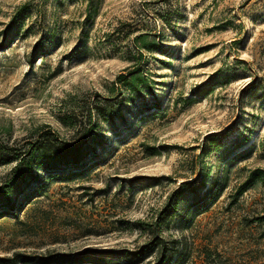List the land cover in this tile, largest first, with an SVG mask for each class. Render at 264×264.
<instances>
[{
	"label": "rangeland",
	"instance_id": "374dc122",
	"mask_svg": "<svg viewBox=\"0 0 264 264\" xmlns=\"http://www.w3.org/2000/svg\"><path fill=\"white\" fill-rule=\"evenodd\" d=\"M138 34L158 46L141 61ZM137 62L147 83L112 87ZM90 104L105 115L92 111L82 166L35 159L0 196V264L15 251L118 259L154 233L168 264H264V0H0V142L27 148L48 127L76 140L60 118Z\"/></svg>",
	"mask_w": 264,
	"mask_h": 264
},
{
	"label": "trees",
	"instance_id": "16d2710c",
	"mask_svg": "<svg viewBox=\"0 0 264 264\" xmlns=\"http://www.w3.org/2000/svg\"><path fill=\"white\" fill-rule=\"evenodd\" d=\"M22 7H19L15 12H18ZM147 38L148 34H138L134 37L133 57L137 61H141L144 50L150 51L158 47L154 41L145 42ZM138 67L137 62L128 74H120L113 82L112 87L121 82L125 87L137 90L140 83L146 84L147 78ZM249 77L251 76L249 75ZM254 81V77L252 76L251 80L241 90L246 91L252 88L255 84ZM105 100L108 101L109 99ZM93 110H95L98 117L104 118L105 111L100 110V107L96 104H90L87 107L86 114L84 116L82 114V118L80 119L70 114H65L60 118L61 123L69 128L78 124L81 130H79L80 137L76 140L70 141L64 139L48 127L40 131L34 141L28 142L27 148L22 147L23 145L7 147V145H3L0 142V165L15 163L11 169L12 177L5 185L0 187V196L5 195L6 200H8L7 196L11 187L17 181L21 183L30 176L31 164L35 159L44 161L48 168H80L88 156L87 150L95 137L94 128L96 124L94 122V114H92ZM91 153H95V148L92 149ZM251 180H254V177ZM190 183L182 182L178 189L181 190L185 186L195 185L194 180ZM245 189L246 186L240 190V193ZM136 223L143 224L141 221H137ZM168 245L163 237L154 233L146 243L140 245L138 248L134 250L124 249V254L118 259L115 258V251L85 250L76 253L48 252L46 254H30L15 251L11 256L2 257L1 260L6 264H72L75 261L84 262L85 259H91L95 264H138L152 254L156 258L153 264H168L171 260V255H167ZM104 253H110L112 255L105 256Z\"/></svg>",
	"mask_w": 264,
	"mask_h": 264
}]
</instances>
